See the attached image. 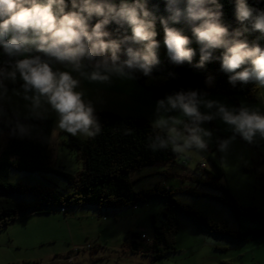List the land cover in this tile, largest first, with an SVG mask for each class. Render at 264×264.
Returning a JSON list of instances; mask_svg holds the SVG:
<instances>
[{
	"label": "clouds",
	"instance_id": "9594fccd",
	"mask_svg": "<svg viewBox=\"0 0 264 264\" xmlns=\"http://www.w3.org/2000/svg\"><path fill=\"white\" fill-rule=\"evenodd\" d=\"M223 8L220 0H164L166 14H159V4L150 6L149 0H0V48L6 57L0 60V98L8 95L6 81L16 84L19 79V89L12 92L27 102L31 118L44 119L50 108L60 130L93 137L101 125L94 103L77 90L82 80L101 84L113 77L136 80L135 73L151 78L162 45L173 65L192 64L193 38L200 53L195 67L219 60L232 87L238 83L264 87V45L258 42L264 38V9L248 0H234L240 26L230 31L223 23ZM157 24L163 30L162 43ZM180 24L190 29L191 37L176 26ZM110 25L115 29L109 30ZM257 32V41L250 43L246 34ZM216 50L222 51L214 55ZM54 62L68 70L54 68ZM204 95L181 89L158 99L153 124L160 133L150 138V147L206 151L213 133L202 125L217 118L233 133L217 140L222 153L237 136L249 144L257 135L264 139V113L244 105L230 108ZM202 107L216 111L204 112ZM33 127L17 119L9 135L17 137L19 129L20 138L28 137Z\"/></svg>",
	"mask_w": 264,
	"mask_h": 264
},
{
	"label": "rangeland",
	"instance_id": "374dc122",
	"mask_svg": "<svg viewBox=\"0 0 264 264\" xmlns=\"http://www.w3.org/2000/svg\"><path fill=\"white\" fill-rule=\"evenodd\" d=\"M162 41L163 39L161 43ZM160 51L166 54L163 45ZM5 58L0 48V60ZM55 67L68 70L59 62H54ZM163 79L164 77L156 75L147 77L145 81L149 86ZM6 83L8 95L0 98V109L3 113L6 108L18 115L30 116L27 102L12 92L13 88L19 89L22 81L18 79L16 84L10 81ZM256 86L254 101L239 98L236 102L218 93L206 94L204 98L218 100L230 108L244 105L264 113V87ZM77 90L83 91L84 99L91 100L96 109H107L121 115L142 110L152 114V121L155 119L153 113L158 99L152 98L150 89L137 80L113 77L110 83L104 84L82 80ZM201 111L215 112L216 108L208 110L202 107ZM45 116L50 117L53 123L49 146L53 167L76 174L81 166L80 161L74 151L63 143L66 132L57 127L56 113L49 108ZM180 118L185 119L182 116ZM202 127L213 133L206 151L193 149L180 152L168 164H153L132 171L129 179L133 181V189L142 190L153 187L155 183L164 184L176 189L172 194L175 199L185 202L210 219L225 221L230 230L245 232L264 226V221L259 217L236 214L231 211L230 206L209 197L208 195L221 197L222 193L216 188L201 184L208 178V173L196 168V165L198 167L200 162H204L205 170L215 173L216 169L208 158L210 154L222 169L219 182L229 188L236 201L246 208H254L264 213V139L257 135L254 143L249 144L237 136L227 152L222 153L218 151L217 140L230 137L233 134L230 127L219 118L210 123L205 122ZM77 136L86 138L80 134ZM4 145L6 136L0 128V151ZM161 169L163 170L160 173L156 172ZM4 177L9 182L23 185L52 186L61 191L68 189L67 182L53 173L7 168ZM186 189H192L195 193ZM2 195L4 194L0 192V196ZM8 196L25 204L34 200L29 194ZM167 203L163 197L154 196L145 201L137 200L132 206L117 209L106 207L98 211L94 205L74 206L66 210V217L58 208H51L43 213H20L16 220L0 231V264H219L220 261H227L229 264H264V234L249 233L243 238H232L226 234L209 232L179 209H174L179 220L174 239L177 248L175 252L154 259L150 254L129 251L127 244L132 236L131 231L144 233L152 238L150 214L155 213L159 223V212ZM98 213L105 215V219L98 217ZM86 243L92 244L97 251L90 253L88 249L80 250L70 262L68 257L75 255V248H81ZM90 254L97 259H90Z\"/></svg>",
	"mask_w": 264,
	"mask_h": 264
},
{
	"label": "trees",
	"instance_id": "16d2710c",
	"mask_svg": "<svg viewBox=\"0 0 264 264\" xmlns=\"http://www.w3.org/2000/svg\"><path fill=\"white\" fill-rule=\"evenodd\" d=\"M119 2V0H114ZM224 5L223 23L231 31L240 25L233 13L234 0H220ZM249 4L258 9H264V0H248ZM152 4H159V14L164 13V0H149ZM183 28L186 35L191 37L190 29L183 24L176 25ZM115 25H110L109 30H114ZM158 40L163 39V30L157 24ZM114 35H117L115 31ZM248 41H257L259 33L246 34ZM264 45V38L258 40ZM196 49V56L192 64L185 63L181 66L173 65L166 54L160 51V63L153 69V75L164 77L149 86L146 85V78L140 73H135L138 83L150 89V95L154 99L164 98L167 94H173L181 89L184 91L197 90L201 94H220L232 98L236 102L239 98H247L254 101L256 85L254 83L237 84L232 87L227 82V74L221 71L220 61L213 60L206 63L203 68L195 65L199 61V45L193 38L191 45ZM2 49V48H1ZM222 50H216L214 55H219ZM122 59L126 57H121ZM88 63L87 60L84 61ZM171 74V75H170ZM211 81L206 83V79ZM99 118L101 131L93 137L72 136L65 133L63 143L73 150L77 160L80 161V169L76 174H70L64 170L54 168L52 156L49 150L50 137L53 129L52 119L45 116L44 119H33L31 116L18 115L4 108V114L0 115V128L5 132L6 145L0 151V231L17 219L20 213L28 211L37 213L48 212L51 208H58L65 217L66 210L74 206L92 204L99 211L101 208H122L132 206L137 200L145 201L150 197H163L168 203L160 210V222L157 223L155 213L150 214L152 220L153 237L131 231L127 247L132 253L140 252L143 255L150 254L154 259L160 258L167 253L177 250L175 245V234L179 227V220L174 209H179L195 219L201 228L216 234H226L232 238H243L249 233L264 234V226L248 231L230 230L225 221L210 219L198 210H195L185 202L175 199L172 194L176 189L171 186L156 184L151 188L134 190L129 174L144 166L153 164H168L174 161L178 152L172 150L171 145L167 148L153 149L150 147V138L160 133L154 124L143 117L122 116L111 110L96 109ZM17 119L21 124L33 125L30 129L31 135L20 138L19 129L17 137L9 135L10 128L14 127ZM208 158L213 163L216 172L208 173V178L201 184L216 188L222 195H208L224 204L230 206L231 211L236 214L254 215L264 221V213L254 208H246L240 205L229 188L220 183L222 169L216 160L209 154ZM18 169L25 172L53 173L64 179L68 184L66 190H56L52 186L38 184L23 185L19 182H9L5 177L6 169ZM196 168L197 165H196ZM213 178V179H212ZM186 191L194 192L192 189ZM31 195L34 200L29 204L17 201L8 195ZM207 196V194H206ZM30 214V212H28ZM142 235L147 236L145 239ZM219 264H229L221 261Z\"/></svg>",
	"mask_w": 264,
	"mask_h": 264
},
{
	"label": "crops",
	"instance_id": "0c3cea01",
	"mask_svg": "<svg viewBox=\"0 0 264 264\" xmlns=\"http://www.w3.org/2000/svg\"><path fill=\"white\" fill-rule=\"evenodd\" d=\"M152 100V99H151ZM99 110H102V109H99ZM107 110V109H106ZM117 114H119V115H121V113H117ZM150 115H152V114H149V113H145V112H143L142 110H139L138 111V113H129V112H126L125 114H123L122 116H129V117H143V118H146L147 120H149L150 122L152 121L151 119V117L152 116H150ZM152 123H153V121H152ZM163 169H161L159 172L156 170V172L157 173H160L161 171H162ZM162 185H164V184H162ZM89 205H92V204H89ZM95 206V205H94ZM75 213V212H74ZM217 248V247H216ZM97 251V248H93V249H91L90 250V253H92V252H96ZM90 259H97V257H95V256H91V254H90ZM221 262V261H220ZM219 262V263H220Z\"/></svg>",
	"mask_w": 264,
	"mask_h": 264
},
{
	"label": "built area",
	"instance_id": "2783aa9c",
	"mask_svg": "<svg viewBox=\"0 0 264 264\" xmlns=\"http://www.w3.org/2000/svg\"><path fill=\"white\" fill-rule=\"evenodd\" d=\"M204 165H205V163L204 162H200V165H198V168L199 169H201V171L204 169ZM97 216L98 217H102V219H105V215H103L102 213H98L97 214ZM142 237L143 238H145V239H147L148 237L147 236H145V235H142ZM76 249V251H75V255L74 256H70V257H68V260L70 261V262H72L73 260H74V257H76L77 255H78V251H80V250H85V249H88V250H91V249H93V245L92 244H90V243H86L83 247H81V248H75Z\"/></svg>",
	"mask_w": 264,
	"mask_h": 264
}]
</instances>
